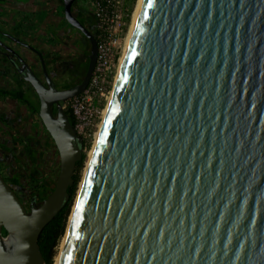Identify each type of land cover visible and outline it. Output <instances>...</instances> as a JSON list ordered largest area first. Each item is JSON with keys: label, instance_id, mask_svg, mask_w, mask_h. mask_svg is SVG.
<instances>
[{"label": "water", "instance_id": "95a60500", "mask_svg": "<svg viewBox=\"0 0 264 264\" xmlns=\"http://www.w3.org/2000/svg\"><path fill=\"white\" fill-rule=\"evenodd\" d=\"M73 1L86 75L63 91L34 81L60 174L30 212L0 175V264L46 263L40 234L82 156L51 109L85 90L97 58ZM112 91L59 264H264V0H143Z\"/></svg>", "mask_w": 264, "mask_h": 264}, {"label": "flooded vegetation", "instance_id": "af4514ba", "mask_svg": "<svg viewBox=\"0 0 264 264\" xmlns=\"http://www.w3.org/2000/svg\"><path fill=\"white\" fill-rule=\"evenodd\" d=\"M66 2L0 0V175L29 212L51 195L61 170L34 81L46 89H69L83 81L90 61L91 39L68 21ZM71 12L95 36L88 0H74ZM58 103L64 101L52 104L55 117ZM84 146L85 141L76 145L81 154Z\"/></svg>", "mask_w": 264, "mask_h": 264}, {"label": "built area", "instance_id": "2783aa9c", "mask_svg": "<svg viewBox=\"0 0 264 264\" xmlns=\"http://www.w3.org/2000/svg\"><path fill=\"white\" fill-rule=\"evenodd\" d=\"M88 3L95 18V66L85 90L62 104L64 109H72L76 118L74 128L84 140L94 137L103 118L130 26L127 0H88Z\"/></svg>", "mask_w": 264, "mask_h": 264}, {"label": "trees", "instance_id": "16d2710c", "mask_svg": "<svg viewBox=\"0 0 264 264\" xmlns=\"http://www.w3.org/2000/svg\"><path fill=\"white\" fill-rule=\"evenodd\" d=\"M137 1L138 0H127V7L129 9L127 22L130 25L132 22L131 14L134 13L135 11ZM66 113L70 121L73 123V125H75L76 118L70 107L66 108ZM86 157H87L86 153L82 152L81 158L76 162V169L74 173V183L70 185L68 188V192L70 194L69 200L67 201L65 206L55 215V217L44 227L43 231L40 234L38 243L43 253V256L45 257V261H46L45 264H56L60 251L62 249L61 245H63L62 242L65 240L64 234L66 231L67 222L70 223L72 215L70 216L69 221H68V218L71 213V208L74 202V198L76 196L78 184L81 179L82 168L85 165ZM44 191H45V188L42 189V193ZM6 233L7 231L3 230V234L5 235Z\"/></svg>", "mask_w": 264, "mask_h": 264}, {"label": "bare ground", "instance_id": "6f19581e", "mask_svg": "<svg viewBox=\"0 0 264 264\" xmlns=\"http://www.w3.org/2000/svg\"><path fill=\"white\" fill-rule=\"evenodd\" d=\"M142 6H143V0H138V1H137V5H136V7H135V11H134L133 16H132V22H131V25H130L129 31H128L127 36H126V39H125V44H124L123 52H122V54H121V58H120V61H119L118 67H117V72H116V75H115V79L117 78L118 73H119V70H120V68H121V66H122V64H123V61H124V58H125L126 52H127V50H128V47H129V44H130V41H131V37H132V35H133V33H134V29H135V26H136V23H137V20H138V17H139L140 11H141V9H142ZM112 92H113V91H112ZM112 92H111V94L109 95V98H108L107 104H106V106H105V108H104L103 118H102V120L100 121L97 130L95 131L94 141H93V147H92V149H91V151H90V153H89L90 156H89V159H88V161H87V163H86V169H87V167H88V165H89V163H90V160H91V158H92V156H93L94 147H95V144H96V142H97V140H98L99 133H100V130H101V127H102V124H103V121H104L105 115H106V113H107V108H108V104H109V101H110L111 96H112ZM64 246H65V240H64V242H63L62 249H61V251H60V254H59V256H58V259H57V261H56V264H59V263H60V259H61V255H62V253H63Z\"/></svg>", "mask_w": 264, "mask_h": 264}, {"label": "rangeland", "instance_id": "374dc122", "mask_svg": "<svg viewBox=\"0 0 264 264\" xmlns=\"http://www.w3.org/2000/svg\"><path fill=\"white\" fill-rule=\"evenodd\" d=\"M129 31V30H128ZM85 141V146L83 148V151L86 153L87 157H86V161H85V165L84 167L82 168V172H81V179L79 181V184H78V188H77V192H76V196H77V193H78V190H79V187L82 186V183H83V180L84 179V175H85V172H86V163H87V160H88V157L90 156L89 153H90V150L91 148L93 147V141H94V137L90 138V139H87V140H84ZM81 184V186H80ZM76 196L74 198V202H73V205L75 203V199H76ZM73 205H72V208H71V211L73 209ZM75 207V205H74ZM70 216V215H69ZM69 220V218H68ZM67 225H68V222H67ZM64 242V241H63ZM62 242V244H63ZM62 246V245H61ZM61 249V248H60ZM58 250V249H57ZM60 251V250H59Z\"/></svg>", "mask_w": 264, "mask_h": 264}, {"label": "snow or ice", "instance_id": "6c2138e0", "mask_svg": "<svg viewBox=\"0 0 264 264\" xmlns=\"http://www.w3.org/2000/svg\"><path fill=\"white\" fill-rule=\"evenodd\" d=\"M77 224L79 223V221L76 222Z\"/></svg>", "mask_w": 264, "mask_h": 264}]
</instances>
